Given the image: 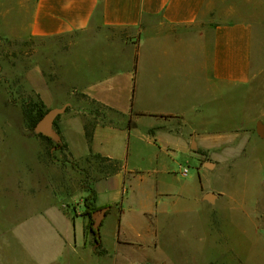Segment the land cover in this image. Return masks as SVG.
<instances>
[{
  "label": "crops",
  "instance_id": "0c3cea01",
  "mask_svg": "<svg viewBox=\"0 0 264 264\" xmlns=\"http://www.w3.org/2000/svg\"><path fill=\"white\" fill-rule=\"evenodd\" d=\"M247 2V18L220 23L226 10L216 0H0V17L30 16L29 36L43 41L25 84L61 111L68 158L100 157L112 168L91 185L92 203L109 208L101 249L85 232L89 219L56 203L58 219L27 220L35 261L162 264L183 219L199 227L249 206L234 160L257 138L227 135L221 115L226 94L250 99L264 69L255 52L264 0ZM227 12L242 15L237 6Z\"/></svg>",
  "mask_w": 264,
  "mask_h": 264
},
{
  "label": "rangeland",
  "instance_id": "374dc122",
  "mask_svg": "<svg viewBox=\"0 0 264 264\" xmlns=\"http://www.w3.org/2000/svg\"><path fill=\"white\" fill-rule=\"evenodd\" d=\"M216 2L221 12L226 10L218 17L220 23L243 20L251 11L247 0ZM233 6L239 7L242 15L228 14ZM261 10L258 18L264 21ZM29 21L28 15L0 17V264H40L26 250L25 240L33 236L27 220L40 213L47 219H58L56 203L63 211L88 219L84 200L88 196L92 200V182L112 169L96 158L86 163L73 161L65 150L53 148L58 142L55 138L45 136L52 139L49 145L39 138L38 129L27 130L22 104L30 97L37 101V95L27 89L25 75L33 64L32 52L43 45L41 39L29 36ZM255 43L258 59L264 60V28ZM35 60L41 63L40 51ZM253 90L250 99L242 92L230 91L221 103L227 135L245 140L251 131L257 138L244 144L234 160L241 175V196L249 206L233 215H213L208 224L199 227L196 218L183 219L178 223L176 243L162 250V264H264V69L254 80ZM52 129L56 132L54 125ZM36 217L33 225L48 233L45 221ZM77 232L82 233L78 224ZM85 232L91 233L89 225ZM104 243L111 248L109 237Z\"/></svg>",
  "mask_w": 264,
  "mask_h": 264
},
{
  "label": "trees",
  "instance_id": "16d2710c",
  "mask_svg": "<svg viewBox=\"0 0 264 264\" xmlns=\"http://www.w3.org/2000/svg\"><path fill=\"white\" fill-rule=\"evenodd\" d=\"M37 101L34 100V98L30 97L27 101H24L22 104V112L23 116L25 118L26 128L29 132H34L38 129L39 123L45 118V116L51 111L48 110L42 99L39 95L36 96ZM58 119L57 116L56 119L53 122V125L56 129V132L59 136H61V132L58 126ZM90 136V135H89ZM39 138H41L43 141L47 140V144L52 145V139L45 137L43 134H39ZM55 150H67V146L62 142V139L56 143V145L53 147ZM47 156L51 158V150L47 148ZM99 158L100 157H96ZM104 162H109L108 160H102ZM92 200L90 201V196H88L84 200V206H85V216L89 219V229L91 233L94 236L95 243L97 245L98 249H101V234H100V227L98 229H95L94 226V220L92 219V215L101 209L104 208H97L92 201L95 200V193L92 191ZM109 210V208H107Z\"/></svg>",
  "mask_w": 264,
  "mask_h": 264
},
{
  "label": "water",
  "instance_id": "95a60500",
  "mask_svg": "<svg viewBox=\"0 0 264 264\" xmlns=\"http://www.w3.org/2000/svg\"><path fill=\"white\" fill-rule=\"evenodd\" d=\"M61 113V111L59 110H52L50 111L45 118L39 123L38 125V130L40 131L41 134H43L44 136H48V137H53L55 138L57 141H60V136L57 134V132H55L52 129L53 126V122L56 119V117ZM258 133L260 135L263 134V127L261 125L258 126ZM215 195L213 194H209L207 196V199L210 201H213L215 199ZM107 208L101 209L99 211H96L93 215H92V219L94 220V228L98 229L102 223L103 220L106 216L107 213Z\"/></svg>",
  "mask_w": 264,
  "mask_h": 264
}]
</instances>
